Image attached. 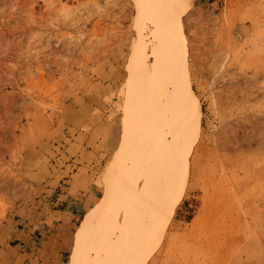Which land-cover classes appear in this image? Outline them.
<instances>
[{"label":"rangeland","instance_id":"obj_1","mask_svg":"<svg viewBox=\"0 0 264 264\" xmlns=\"http://www.w3.org/2000/svg\"><path fill=\"white\" fill-rule=\"evenodd\" d=\"M177 20L199 132L146 264H264V0H0V227L71 174L99 197L66 264L145 237Z\"/></svg>","mask_w":264,"mask_h":264},{"label":"bare ground","instance_id":"obj_2","mask_svg":"<svg viewBox=\"0 0 264 264\" xmlns=\"http://www.w3.org/2000/svg\"><path fill=\"white\" fill-rule=\"evenodd\" d=\"M175 24L177 29L173 27L169 33L171 43L166 47L165 57L162 55L160 60L163 67L173 74L168 93L167 113L161 117L165 119L166 127L161 129L152 149L153 155L147 157L146 163L147 184L151 188V198H155L153 217L143 239L135 234L125 242H118L106 252L107 256L95 264H146L164 233L178 198L187 187L190 151L199 132L200 110L189 83L182 25L179 20ZM175 29L176 35L173 34ZM178 46L181 52L179 57L176 55ZM176 103L180 104L181 116H176V111L174 112ZM132 178L136 180L135 175ZM131 219L130 214L126 221L129 222ZM115 249L118 255L112 260L111 252Z\"/></svg>","mask_w":264,"mask_h":264},{"label":"crops","instance_id":"obj_3","mask_svg":"<svg viewBox=\"0 0 264 264\" xmlns=\"http://www.w3.org/2000/svg\"><path fill=\"white\" fill-rule=\"evenodd\" d=\"M54 186L50 191L47 187L39 189V197L33 200L35 210L23 223L2 224L0 264L67 263L82 217L99 194L96 187L85 185L71 174L61 177Z\"/></svg>","mask_w":264,"mask_h":264}]
</instances>
